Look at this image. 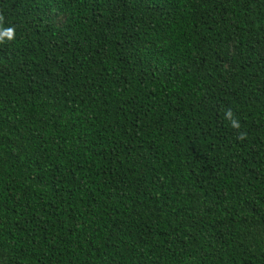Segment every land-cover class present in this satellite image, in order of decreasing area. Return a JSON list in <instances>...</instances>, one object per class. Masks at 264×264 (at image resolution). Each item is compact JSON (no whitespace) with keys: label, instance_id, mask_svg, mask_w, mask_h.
Returning <instances> with one entry per match:
<instances>
[{"label":"trees","instance_id":"trees-1","mask_svg":"<svg viewBox=\"0 0 264 264\" xmlns=\"http://www.w3.org/2000/svg\"><path fill=\"white\" fill-rule=\"evenodd\" d=\"M0 16V264H264V0Z\"/></svg>","mask_w":264,"mask_h":264},{"label":"clouds","instance_id":"clouds-1","mask_svg":"<svg viewBox=\"0 0 264 264\" xmlns=\"http://www.w3.org/2000/svg\"><path fill=\"white\" fill-rule=\"evenodd\" d=\"M3 17L0 16V44H3L5 41H12L15 39V29L13 27H3L2 26ZM226 119L230 121L231 127L233 129L239 130L240 123L237 119L233 118V113L231 110H228L226 113ZM244 133L240 134V138H244Z\"/></svg>","mask_w":264,"mask_h":264}]
</instances>
